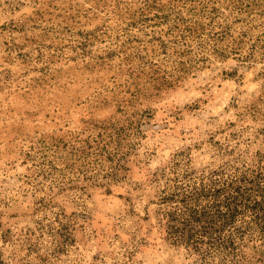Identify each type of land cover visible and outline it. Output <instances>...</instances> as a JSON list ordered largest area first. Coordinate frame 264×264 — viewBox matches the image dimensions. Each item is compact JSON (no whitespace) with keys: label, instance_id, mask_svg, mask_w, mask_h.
<instances>
[{"label":"rangeland","instance_id":"rangeland-1","mask_svg":"<svg viewBox=\"0 0 264 264\" xmlns=\"http://www.w3.org/2000/svg\"><path fill=\"white\" fill-rule=\"evenodd\" d=\"M0 264H264V0H0Z\"/></svg>","mask_w":264,"mask_h":264}]
</instances>
